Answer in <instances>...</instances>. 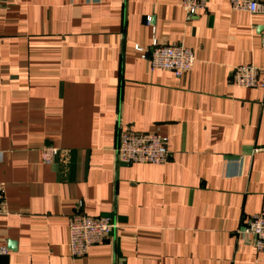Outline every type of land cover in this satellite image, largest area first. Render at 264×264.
<instances>
[{
	"label": "crops",
	"instance_id": "crops-1",
	"mask_svg": "<svg viewBox=\"0 0 264 264\" xmlns=\"http://www.w3.org/2000/svg\"><path fill=\"white\" fill-rule=\"evenodd\" d=\"M263 35L264 13L228 0L192 16L182 0L0 1V264H264L245 231L264 211V90L232 82L264 64ZM154 39L191 47L192 71H152L136 47ZM125 129L164 137L167 161H119ZM80 212L117 227L76 257Z\"/></svg>",
	"mask_w": 264,
	"mask_h": 264
},
{
	"label": "built area",
	"instance_id": "built-area-1",
	"mask_svg": "<svg viewBox=\"0 0 264 264\" xmlns=\"http://www.w3.org/2000/svg\"><path fill=\"white\" fill-rule=\"evenodd\" d=\"M9 1V0H0ZM183 7L189 16L207 10L208 0H182ZM236 11L264 13L263 0H228ZM151 23V18L147 17ZM264 45V35H263ZM141 57L149 61L150 69L173 72L181 77L192 71L196 62L194 51L184 42L162 44L154 39L151 47H136ZM232 82L239 87L259 88L264 90V64L237 65L232 71ZM57 148L44 147L42 160L51 163L57 154ZM115 151L118 160L126 164L150 163L162 164L169 157L166 139L154 131H137L125 129L120 131ZM4 206V188L0 184V213ZM245 231L252 237V245L258 252H264V211L252 214L245 221ZM117 227L108 217L91 216L84 212L69 218V247L73 256L86 255L96 245H101ZM9 249L0 246V255L7 254Z\"/></svg>",
	"mask_w": 264,
	"mask_h": 264
}]
</instances>
